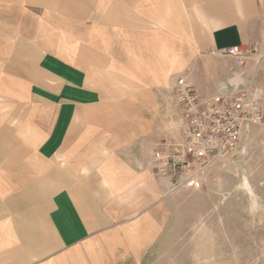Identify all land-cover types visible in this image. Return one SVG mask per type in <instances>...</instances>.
Wrapping results in <instances>:
<instances>
[{"label": "crops", "instance_id": "crops-1", "mask_svg": "<svg viewBox=\"0 0 264 264\" xmlns=\"http://www.w3.org/2000/svg\"><path fill=\"white\" fill-rule=\"evenodd\" d=\"M254 42L264 0H0V264H140L172 221L177 81L212 96Z\"/></svg>", "mask_w": 264, "mask_h": 264}, {"label": "rangeland", "instance_id": "rangeland-1", "mask_svg": "<svg viewBox=\"0 0 264 264\" xmlns=\"http://www.w3.org/2000/svg\"><path fill=\"white\" fill-rule=\"evenodd\" d=\"M262 56L256 79L251 72L260 65L257 55L232 57L231 80L221 82L213 95L240 94L254 79L264 108V46ZM171 193L176 199L167 235L140 264H264V124L251 128L242 145L210 168L200 186L171 188Z\"/></svg>", "mask_w": 264, "mask_h": 264}, {"label": "built area", "instance_id": "built-area-1", "mask_svg": "<svg viewBox=\"0 0 264 264\" xmlns=\"http://www.w3.org/2000/svg\"><path fill=\"white\" fill-rule=\"evenodd\" d=\"M252 54L261 64L260 42L220 51L221 56L243 59ZM174 90L182 113L183 138L181 142L163 144L155 158L157 175L178 190L200 186L210 168L242 145L251 128L264 124V108L254 79L237 95L222 92L202 96L185 78H179Z\"/></svg>", "mask_w": 264, "mask_h": 264}, {"label": "bare ground", "instance_id": "bare-ground-1", "mask_svg": "<svg viewBox=\"0 0 264 264\" xmlns=\"http://www.w3.org/2000/svg\"><path fill=\"white\" fill-rule=\"evenodd\" d=\"M244 185L249 189L250 192H252L250 184L247 182V180L245 179V183Z\"/></svg>", "mask_w": 264, "mask_h": 264}]
</instances>
